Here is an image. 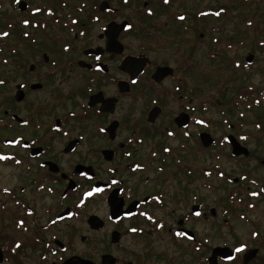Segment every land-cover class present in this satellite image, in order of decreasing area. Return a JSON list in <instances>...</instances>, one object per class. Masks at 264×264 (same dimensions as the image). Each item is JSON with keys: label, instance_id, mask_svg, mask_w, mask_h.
Returning a JSON list of instances; mask_svg holds the SVG:
<instances>
[{"label": "flooded vegetation", "instance_id": "af4514ba", "mask_svg": "<svg viewBox=\"0 0 264 264\" xmlns=\"http://www.w3.org/2000/svg\"><path fill=\"white\" fill-rule=\"evenodd\" d=\"M168 5L160 6L177 7ZM16 7L31 14L20 22L0 14V264H264V231L253 227L241 242L231 226L236 212L257 205L246 204L237 188L222 201L198 165L219 139L193 114L203 111V100L194 106L183 94L194 92L183 75L191 67L187 51L158 55L183 41L186 26L174 19L182 23L186 15L171 13L157 24L145 2L146 10L129 16L123 7L138 6ZM41 12L48 13L44 21ZM33 26L47 32L45 43L23 34ZM129 33L146 37L139 52L127 51ZM12 38L16 47L43 50L16 55ZM159 68L163 75L155 77ZM138 87L148 97L142 120L131 107L125 122L124 101ZM175 95L187 103L153 129ZM228 135L243 147L246 140L224 135L231 156H249L247 147V155L232 154ZM260 183L264 201V174Z\"/></svg>", "mask_w": 264, "mask_h": 264}, {"label": "rangeland", "instance_id": "374dc122", "mask_svg": "<svg viewBox=\"0 0 264 264\" xmlns=\"http://www.w3.org/2000/svg\"><path fill=\"white\" fill-rule=\"evenodd\" d=\"M19 1L0 0L1 18L10 17L11 22L26 20L31 13L20 12L16 7ZM24 1L31 11L37 12L36 6H98L102 0ZM108 2L111 6H138L133 7V10L123 7L124 16L133 15L136 9L139 14L146 9L153 10L155 14L153 22L157 24L168 23L171 13L174 17L178 14L186 15L183 16L186 20L182 23L174 19L177 26L181 25L182 28L186 26L183 41L165 45L158 50V55L171 56L177 48L187 51L189 60L187 65L191 67L184 71L183 75L188 84L194 87V92L189 94L183 91V94L187 98H192L194 106H198L203 100V111H194L193 114L201 117L211 136L219 139L216 147L203 149L201 152L198 165L204 168V179L215 180L214 184L219 188L217 193L221 200L227 199L228 194L237 188L239 197L245 196L246 204L257 205V209L253 212L244 211L234 214L231 226L234 228L235 237L245 242L253 227L264 231V201L258 197L261 177L264 174V0L248 3L242 0H168V6H177L169 9L160 6L166 3L165 0H108ZM144 2L148 6L146 9L143 8ZM67 12L68 9H63L60 13L65 16ZM75 12L82 17L83 12L78 10ZM216 13L220 14L216 15ZM47 16L48 13H40L43 21ZM29 26L30 24L27 27ZM32 28L23 29V34L30 33L38 38L40 44L45 43L42 34L47 32L38 30L34 26ZM48 33L55 32L48 31ZM200 33L203 34L202 37L199 36ZM125 44L128 52H139V47L146 44V37L138 33L135 35L129 33L125 38ZM11 47L18 49L16 55L35 52L33 50L39 48L43 50L42 46L35 44L16 47L13 38ZM248 54L253 55L250 63L245 62ZM6 57H9L7 53ZM12 57L13 55H10L11 61ZM3 67L5 64L0 62V68ZM137 89L139 90L135 92V97H127L124 101L123 109L127 110L123 116L125 122L132 117L131 107L135 113L138 112L140 121L142 120L148 97L141 87ZM126 103L132 104L127 106ZM184 103H187V100L181 102L176 95L172 102L167 101L164 112L152 126L153 129H162L172 111L181 108ZM229 124L235 126L233 132L228 129ZM229 133L245 138L244 146L248 148L249 156L238 159L231 156L229 144L224 139V135ZM189 141L188 145L191 144ZM193 150L195 151V147ZM196 156L193 152L191 162L194 164L198 161ZM241 176H245V179L236 185L232 183V178H241ZM204 193L210 192L205 190ZM254 194L257 196L250 197ZM222 205L220 203L221 209ZM226 227L221 224L220 234H226ZM221 237L229 238L228 235Z\"/></svg>", "mask_w": 264, "mask_h": 264}, {"label": "water", "instance_id": "95a60500", "mask_svg": "<svg viewBox=\"0 0 264 264\" xmlns=\"http://www.w3.org/2000/svg\"><path fill=\"white\" fill-rule=\"evenodd\" d=\"M25 6H27L26 5V2L25 1H20L19 2V8L21 9V10H24L25 9ZM98 6H101V8L102 9H105L104 7H102V6H110L109 5V3L106 1V0H102L100 3H99V5ZM125 24V23H124ZM133 58H127V59H125L124 60V64H125V66L126 65H128V61L129 60H132ZM252 59H253V55L252 54H248L246 57H245V61L247 62V63H250L251 61H252ZM136 60V62H137V64L140 62V67H139V69H142L144 66H145V61H141L140 59H135ZM129 64H130V62H129ZM137 64H136V66H137ZM163 68H159L157 71H156V73L154 74V76L156 77V75H159V77L160 76H162L163 74H162V72H161V70H162ZM137 71H140V70H137ZM201 139H202V143H203V145L204 146H209L211 143H212V138L210 137V135H209V133H206V132H204V133H202V135H201ZM227 140H228V142L231 144V146H232V154H234V155H247L248 154V150L245 148V147H243V146H241L238 142H237V140L234 138V136H232V135H228L227 136ZM263 190H264V186H263Z\"/></svg>", "mask_w": 264, "mask_h": 264}, {"label": "snow or ice", "instance_id": "6c2138e0", "mask_svg": "<svg viewBox=\"0 0 264 264\" xmlns=\"http://www.w3.org/2000/svg\"><path fill=\"white\" fill-rule=\"evenodd\" d=\"M165 2L167 3L168 0H165ZM220 13H216V15H219ZM181 19H184V17H181ZM4 35H7V33H5ZM0 83H3V81H0ZM199 123H204V121H199ZM97 191H99V189H97ZM178 235H182V233H178ZM237 252H241L242 248H237L236 249ZM229 259H231V257H229Z\"/></svg>", "mask_w": 264, "mask_h": 264}, {"label": "trees", "instance_id": "16d2710c", "mask_svg": "<svg viewBox=\"0 0 264 264\" xmlns=\"http://www.w3.org/2000/svg\"><path fill=\"white\" fill-rule=\"evenodd\" d=\"M244 3H248V2H250V1H253L254 2V0H242Z\"/></svg>", "mask_w": 264, "mask_h": 264}]
</instances>
